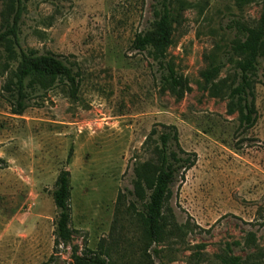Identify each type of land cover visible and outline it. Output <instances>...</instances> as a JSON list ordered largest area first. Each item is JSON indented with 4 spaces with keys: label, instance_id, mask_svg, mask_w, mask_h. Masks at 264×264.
<instances>
[{
    "label": "rangeland",
    "instance_id": "rangeland-1",
    "mask_svg": "<svg viewBox=\"0 0 264 264\" xmlns=\"http://www.w3.org/2000/svg\"><path fill=\"white\" fill-rule=\"evenodd\" d=\"M160 2H25L20 47L62 59L78 90L71 97L65 84L32 79L16 114L4 87L15 82L17 53L7 59L0 44V264L72 262L70 247L54 246L52 191L61 170L70 174V246L79 256L87 249L109 264H222L231 255L264 264V56L249 78L252 126L241 124L242 102L230 94L242 60L230 46L244 39L240 26L258 24L264 0L168 1L166 61L184 82L180 95L151 48L131 47L152 29ZM7 11L0 3V31ZM212 65L221 68L206 84ZM161 125L175 126L195 163L170 187L166 232L144 262L128 192L135 168L156 163L158 136L149 134Z\"/></svg>",
    "mask_w": 264,
    "mask_h": 264
},
{
    "label": "trees",
    "instance_id": "trees-1",
    "mask_svg": "<svg viewBox=\"0 0 264 264\" xmlns=\"http://www.w3.org/2000/svg\"><path fill=\"white\" fill-rule=\"evenodd\" d=\"M28 0H0L7 5V15L12 14L11 20H4L3 29L0 31V44L5 45L7 59L17 53L18 67L14 74L15 82L5 85L4 89L10 94L15 103V113L21 114L25 109V82L32 79L48 80L51 83L60 82L67 85L69 94L74 97L78 90V76L62 59L56 55L38 54L31 50H24L18 41V29L24 4ZM51 1V0H47ZM169 0H161L152 29L144 34H137L131 47L135 51L153 50V59L159 68L165 71V82L172 93L180 95L184 82L177 76L172 66L166 61L168 35L171 27V14L168 7ZM240 33L244 36L241 41H234L230 46L231 54L242 57L238 63V83L231 89L230 94L242 102L240 109V122L252 126L255 122L254 109L247 103L250 95V75L259 64V59L264 56V10L259 22L254 27L240 26ZM220 66L209 67L204 74L206 84L212 82L220 71ZM161 130L152 129L149 137L157 134V146L154 149L156 163L145 162L135 168V178L132 190L128 194L133 198L126 210H133L140 225L142 241V259L150 261V254L157 255L156 246L162 241L166 232L164 219V205L170 187L178 178H183L184 173L193 167L195 155L184 152L179 148L175 126L161 125ZM175 148V150H174ZM3 161L0 159V164ZM70 174L61 170L54 182L52 200L57 210L54 230V246L70 247L72 262L70 264H109L102 258L103 254L84 250L83 255L77 254V248L71 247L74 231L70 227ZM124 197L119 194L117 210L122 206ZM136 206H139L137 210ZM248 235L247 242H251ZM250 244V243H249ZM154 246L148 253L151 246ZM108 256V254H105ZM222 264H244L240 257L228 255L221 258ZM47 264V263H45Z\"/></svg>",
    "mask_w": 264,
    "mask_h": 264
}]
</instances>
